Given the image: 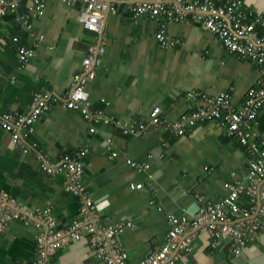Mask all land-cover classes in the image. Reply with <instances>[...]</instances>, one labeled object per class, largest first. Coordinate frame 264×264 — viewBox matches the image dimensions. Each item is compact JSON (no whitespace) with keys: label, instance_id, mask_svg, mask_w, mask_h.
Here are the masks:
<instances>
[{"label":"crops","instance_id":"1","mask_svg":"<svg viewBox=\"0 0 264 264\" xmlns=\"http://www.w3.org/2000/svg\"><path fill=\"white\" fill-rule=\"evenodd\" d=\"M243 3L264 15V0ZM161 20H134L122 4L105 14V52L87 84L93 111L131 125L147 124L141 135H126L117 125L105 123L92 132L80 111L65 106L75 75L101 38L80 21L79 5L44 0L40 15L35 0H9L0 25V110L28 113L34 94L42 91L49 92L52 102L25 140L28 152L0 127V193L30 209L50 208L59 227L66 228L80 216V197L64 189L63 174H51L42 163L59 166L65 152L88 148L87 192L97 202L102 225L133 224L119 235L132 262L166 243L170 214L193 219L201 203L219 202L229 195L231 183L247 181L251 156L227 135L224 125L200 121L184 135L166 126L203 105L188 94L230 91L233 103L240 106L250 88L264 84V73L255 62L230 54L199 20L170 23L168 35L182 43L161 46L155 37ZM34 44L36 56L20 68L18 47ZM156 107L162 110L163 124L151 128L149 118ZM255 132L264 141V107ZM129 160L149 167L138 169ZM240 203L257 212L258 199L255 204L243 196ZM39 230L22 219L11 221L0 232V264H34ZM231 246L230 237L215 239L201 228L193 252L177 264H264V232L237 251ZM51 262L106 264L86 237L60 249Z\"/></svg>","mask_w":264,"mask_h":264},{"label":"built area","instance_id":"2","mask_svg":"<svg viewBox=\"0 0 264 264\" xmlns=\"http://www.w3.org/2000/svg\"><path fill=\"white\" fill-rule=\"evenodd\" d=\"M110 11L123 5V11L134 20L149 17L160 21L155 37L161 46H176L181 39L171 38L167 33L170 23L187 19L199 20L205 30L212 32L232 55L255 62L264 73V15L244 7L243 0H111ZM9 0H0V25L6 14ZM38 13H44V0H35ZM72 6H80V21L91 31L102 36L100 46L92 45L83 60L82 72L75 75L65 106L80 111L91 123L94 132L100 123L115 124L126 135L146 133L148 125L114 120L99 110L91 109L87 84L96 75V65L105 52L104 19L108 8L105 0H68ZM190 14V15H189ZM43 40V36H41ZM18 42L19 38L14 37ZM18 65L25 67L36 56V44L18 47ZM199 97L203 105L184 114L180 120L168 123L169 130L176 135H184L200 121H215L225 126L228 136L236 138L251 156L247 181H236L229 185V195L219 202H203L193 219L174 213L168 217L169 231L166 243L140 262H132L119 241L121 235L132 223L104 226L100 223L97 202L89 196L84 182L86 165L84 157L88 148H81L75 154L65 152L59 166L42 163V168L51 174L64 175V189L80 197V216L66 228H60L57 218L48 207L30 209L22 202L0 193V232L15 220L34 223L40 229L37 234V258L34 264H52V259L60 249L73 241L86 237L91 249L106 264H177L186 253L193 252V239L197 230H208L215 239L230 237L232 251L244 248L264 232V141H261L255 126L264 107V84L254 86L246 94L242 105L233 103L232 93L223 92L209 95L192 91L188 98ZM52 108L47 91L36 92L28 113L1 111L0 127L9 131L12 138L28 152L26 139L33 132V125L40 116ZM151 128L162 126V110L156 107L149 118ZM117 152H113L115 157ZM138 169L149 167L147 163L129 160ZM143 184H132L141 188ZM247 196L260 206H243L240 199ZM202 200V197H200ZM191 229V233H187Z\"/></svg>","mask_w":264,"mask_h":264},{"label":"water","instance_id":"3","mask_svg":"<svg viewBox=\"0 0 264 264\" xmlns=\"http://www.w3.org/2000/svg\"><path fill=\"white\" fill-rule=\"evenodd\" d=\"M105 1L108 4V8H107V11H106V16H107L110 13V4L112 3V1L111 0H105ZM101 41H102V36H101V38L98 41V46H100ZM259 206H260V202H259Z\"/></svg>","mask_w":264,"mask_h":264}]
</instances>
